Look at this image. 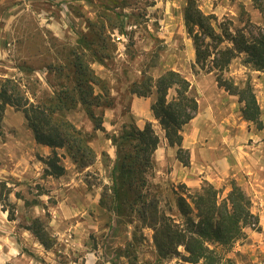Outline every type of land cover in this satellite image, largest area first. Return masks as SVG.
<instances>
[{"label": "rangeland", "instance_id": "374dc122", "mask_svg": "<svg viewBox=\"0 0 264 264\" xmlns=\"http://www.w3.org/2000/svg\"><path fill=\"white\" fill-rule=\"evenodd\" d=\"M186 2L0 0V79H20L29 91L34 87L37 95L58 88L57 82L63 78L55 67L62 62L64 49L73 46L82 34L99 31L109 36L115 46L105 64H90L97 75L107 80L114 99L112 108L97 109L102 112L104 131L93 133L90 146L96 156L92 163L81 166L58 148V154L64 155L61 163L65 173L59 177L43 174L45 164L40 157L49 155L50 148L43 151L34 144L23 114L11 106L5 107L0 119V168L19 161H36L40 166L24 179L0 176V264L182 263L186 254L182 246L177 247L178 253L158 255L155 229L149 226V218L139 216L136 208L123 207L120 211L107 207L110 201L105 195H110L115 160V147L107 136L119 134L131 122L142 126L139 128L150 122L159 138L152 155L153 166L146 175L147 184L141 191L145 198L157 200L159 211L181 222L175 202L178 193L185 195L208 182L224 196L230 188L229 181L234 180L250 200L253 224L243 227V235L230 246L211 247L221 264H264V71L246 64L240 53L222 74L240 86L246 81L252 84L263 123V128L257 129L243 119L237 96L217 85L215 72L207 71L209 64L200 68L194 63L192 36L183 20ZM194 2L216 23L254 32L263 29L261 13L250 0ZM166 70L184 76L198 102L196 115L182 127V147L188 156L190 146L204 150L206 157L200 170H188L184 177L180 175L182 165L176 158V147L171 146L173 151L167 153L163 130L151 113L154 96L141 97L127 91L130 83L142 75L155 79ZM173 94L174 89L170 88L168 97ZM66 116L75 126L92 130V122L80 106ZM248 146L260 150L263 163L253 167V171L245 164L244 170L235 166L226 175L221 168L224 158H239L243 154L240 148L245 150ZM191 165L189 158L187 169ZM9 211L14 219L8 218ZM34 217L43 222L49 246L25 228Z\"/></svg>", "mask_w": 264, "mask_h": 264}, {"label": "trees", "instance_id": "16d2710c", "mask_svg": "<svg viewBox=\"0 0 264 264\" xmlns=\"http://www.w3.org/2000/svg\"><path fill=\"white\" fill-rule=\"evenodd\" d=\"M250 1L263 19V29L257 32L216 23L215 18L204 14L194 0H187L183 20L186 31L192 36L194 63L200 68L209 64L207 71L215 72L217 85L237 96L243 119L261 129L263 123L252 84L246 81L240 86L222 75L240 53L244 54L246 64L264 71V0ZM114 47L109 36L96 30L79 36L73 46L64 49L63 58H60L62 62L55 67L63 81L57 82L58 88L50 93L37 95L34 87L29 91L26 83L15 77L0 79V119L6 106L20 111L35 142L51 150L45 158L40 157L45 164L43 174L59 177L65 173L61 163L64 155L58 154V148H63L69 158L81 166L94 161L96 155L90 142L94 131H104L102 112L97 109L112 108L114 99L107 80L97 75L90 64H105L111 59V48ZM170 88L174 89V94L168 97ZM127 91L141 97L154 96L151 113L163 130L168 145L176 147V158L187 166L189 156L182 147L181 130L198 111V102L190 92L189 81L178 71L166 70L155 79L142 75L130 83ZM78 106L92 122L91 131L75 126L67 118V112ZM107 137L115 147L110 195H105L106 201H110L107 207L120 211L123 207L136 208L140 217L149 218V226L155 229L154 241L159 256L178 253L177 247L182 246L186 254L181 264H221L211 245L230 246L243 235V227L253 224L250 200L243 189L230 180V188L224 196L208 182L185 195L178 193L175 202L181 222H176L159 211L157 200L148 201L141 192L147 184L146 175L153 166L152 155L159 143L151 123L146 122L143 128H139L131 122L124 125L119 134ZM181 187L185 188L183 184ZM32 202L36 203V200ZM101 202L104 203L102 197ZM8 218L14 219L10 211ZM25 228L49 246V236L39 218H32Z\"/></svg>", "mask_w": 264, "mask_h": 264}, {"label": "crops", "instance_id": "0c3cea01", "mask_svg": "<svg viewBox=\"0 0 264 264\" xmlns=\"http://www.w3.org/2000/svg\"><path fill=\"white\" fill-rule=\"evenodd\" d=\"M138 127H142V126H138ZM33 141H34V144H36L35 140H33ZM38 145H39L38 147H40V149L43 151H46V149H49V147H47L45 145H41V144H38ZM251 147L252 148H250V146H248V148H245V150L243 148H240L241 149L240 151L245 155L241 154L239 156V158H236V156H234V155L229 156V157H225L224 161L221 164L222 165L221 168H222L223 172L226 175H228L231 170L236 169L235 166H237V169L240 168V170H244L243 169L244 164L246 166H248L247 168L250 171H253V167L259 166L261 164V162L263 163V158L260 157V155H261L260 150L258 148H255L256 146H251ZM258 147H260V146H258ZM188 148L190 151L189 158L191 160L192 165H191L190 169H187V166H183L181 164L182 168L180 169V172H181L180 175L183 177H184V175L188 174V170L191 171V170H193V168L200 170L199 167L201 165L202 159L206 157V155H204V150L201 152V151H198L196 148H191L190 146H188ZM172 149L173 148L168 145L167 153L172 152L173 151ZM155 151H156V149H155ZM206 151L207 150L205 149V152ZM209 156H210V154L208 153L207 157H209ZM18 163H20V164H18ZM18 163H14L13 166L8 167V168H0V176H2V175L5 176V174H7V176H10V177H13L15 179L20 180L22 178L24 179V176L27 174H31V175H32V173L34 174V171L36 169H38L40 166V164H38V162H36V161L35 162L26 161L24 164H22L21 161H19ZM263 167H264V165H263ZM183 168H185V169H183ZM261 172H262L261 174L264 175V169Z\"/></svg>", "mask_w": 264, "mask_h": 264}]
</instances>
